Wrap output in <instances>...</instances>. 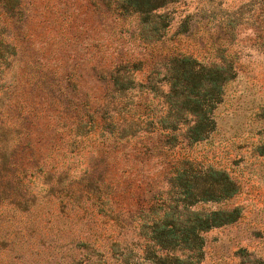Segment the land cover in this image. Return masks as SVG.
<instances>
[{
    "label": "rangeland",
    "instance_id": "obj_1",
    "mask_svg": "<svg viewBox=\"0 0 264 264\" xmlns=\"http://www.w3.org/2000/svg\"><path fill=\"white\" fill-rule=\"evenodd\" d=\"M183 57L230 77L200 143L172 91ZM186 164L226 172L238 194L181 204ZM233 208L200 254L152 241L160 218ZM197 255L264 264V0H0V264Z\"/></svg>",
    "mask_w": 264,
    "mask_h": 264
},
{
    "label": "trees",
    "instance_id": "obj_2",
    "mask_svg": "<svg viewBox=\"0 0 264 264\" xmlns=\"http://www.w3.org/2000/svg\"><path fill=\"white\" fill-rule=\"evenodd\" d=\"M174 67L172 91L183 102V114L191 118L187 136L193 143L203 142L216 131L213 114L216 105L222 101L224 85L230 81L229 73L223 67L203 66L190 57L176 59ZM186 165L177 169L174 175V188L179 191L181 204L190 207L201 202L220 203L238 194L236 183L226 172L214 167L204 169ZM241 214L240 208L195 212L187 222L169 221L166 216L156 223L152 241L163 255L178 249L185 254H200L204 247L205 232L234 224L239 221ZM201 259L202 255H197V264ZM175 260L178 264L187 263L180 256Z\"/></svg>",
    "mask_w": 264,
    "mask_h": 264
}]
</instances>
